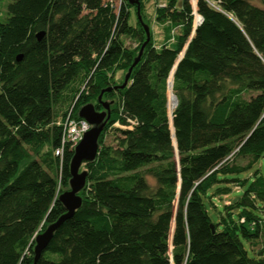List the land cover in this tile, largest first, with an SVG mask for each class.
Here are the masks:
<instances>
[{
    "label": "trees",
    "instance_id": "obj_1",
    "mask_svg": "<svg viewBox=\"0 0 264 264\" xmlns=\"http://www.w3.org/2000/svg\"><path fill=\"white\" fill-rule=\"evenodd\" d=\"M178 1L156 8L165 42L150 31L128 85L103 94L111 116L80 169L82 204L34 263L32 238L66 212L58 198L74 149L54 156L58 123L86 104L103 111L99 95L123 84L146 31L126 0H10L0 18V264H264V176L238 177L264 158V0H197L196 12ZM112 127L115 145L105 142ZM232 185L238 196L216 224L204 198ZM244 242L262 249L250 256Z\"/></svg>",
    "mask_w": 264,
    "mask_h": 264
},
{
    "label": "water",
    "instance_id": "obj_2",
    "mask_svg": "<svg viewBox=\"0 0 264 264\" xmlns=\"http://www.w3.org/2000/svg\"><path fill=\"white\" fill-rule=\"evenodd\" d=\"M129 4L135 5L137 7L138 18L143 24L146 31V40L142 44L137 58L133 62L132 66L129 68L124 82L120 86H115L103 90L98 97V102L103 107V111H99L95 108L94 104H86L79 110V117L86 120L91 128L84 134L83 139L74 149V155L70 162V181H69V190L61 193L58 200L64 205L66 212L54 223L48 225V227L42 232L39 233L35 238V245L33 248L34 251V263L37 261L41 253L46 249L48 243L53 237L54 232L70 217L73 216L75 211L80 208L82 204V198L79 193L84 189L86 184L87 173L81 171L80 169L83 164L87 162H92L95 160L98 154L99 148V137L103 132L105 125L111 116V104H108L102 101V96L105 92H110L113 89L124 88L128 85V81L131 75L133 68L140 62L143 51L150 41V31L146 24L142 22V17L140 14V1L139 0H126ZM202 23L198 24V26ZM43 33L38 34V38L42 37ZM174 75V72H173ZM214 230V225L211 226ZM33 263V264H34Z\"/></svg>",
    "mask_w": 264,
    "mask_h": 264
},
{
    "label": "rangeland",
    "instance_id": "obj_3",
    "mask_svg": "<svg viewBox=\"0 0 264 264\" xmlns=\"http://www.w3.org/2000/svg\"><path fill=\"white\" fill-rule=\"evenodd\" d=\"M104 1L109 3L108 0H104ZM9 2H10V0H0V18H4V17L6 18L7 17V5H8ZM166 2H167V0H147L146 3H145L147 21H148L149 26H150L149 27L150 28L149 31L152 32V38L154 40V44L157 47H160L165 42V30H164L163 24H159V23H157L155 21L154 16H155L156 8L159 5H165ZM178 2H179L178 4H180L181 0H179ZM252 3L256 4V5H259V6H262L261 0H252ZM195 14H196L195 18L199 16V15H197V13H195ZM131 23L135 24V12H134V10H132ZM147 26H148V24H147ZM179 31H180L179 29H176L173 34L177 35L179 33ZM125 43H126V45L128 47H136V45H137V42H135L134 40H131V39H127L125 41ZM122 76H123L122 72H118L116 74L115 78H116V81L118 83L121 81ZM243 98L245 100H247L249 98V95H244ZM102 101H104V100H102ZM104 102H106V101H104ZM106 103H108V102H106ZM108 104H110V103H108ZM66 110H68V106L67 105H65L64 107L58 108L57 109V115L59 117H61L62 114ZM113 126H115V125H113ZM105 136H106L105 137L106 138V141H105L106 144L115 145L116 142H117L116 138L119 136V133H117V131L114 132L113 131V127H112V128L108 129V131L105 134ZM247 161H248L247 159L239 158V159H237L235 161V163L238 164V165H244V164L247 163ZM256 170H259V172L264 176V158L259 160L256 164H254V166L249 171H246V172H243V173L239 174L238 177L241 180L250 179L252 173L255 172ZM148 179H150V178H148ZM231 188H232L233 191L230 194L221 195V196L217 195V194H213L216 191V189L213 188L209 192L210 193V197H205L204 198V203H205V205L207 207L209 215L211 216L212 221L214 223H216V224H219L220 216L224 215V213H225L224 210H223L224 203L226 205H228L230 203V201H233L235 199V197L238 196V194H237V190H238L237 186L232 185ZM222 227H223V225H219L218 228L221 230ZM38 234H39V232H38ZM244 245H245L246 250L249 252L250 256H252V252L255 253V252H258L259 250L262 249L261 244H257V245L252 246L253 248L251 249L252 250V252H251L249 244L247 242H244Z\"/></svg>",
    "mask_w": 264,
    "mask_h": 264
},
{
    "label": "built area",
    "instance_id": "obj_4",
    "mask_svg": "<svg viewBox=\"0 0 264 264\" xmlns=\"http://www.w3.org/2000/svg\"><path fill=\"white\" fill-rule=\"evenodd\" d=\"M124 0H108L109 4L113 7L120 6ZM63 129V137L61 140V145L57 147L54 151V156L57 158H62L64 155V148L69 146L71 149H75V147L80 143L83 139L84 134L91 128L89 123L84 119H74L69 116L63 121L59 122ZM38 232L34 235L31 240V243L35 241Z\"/></svg>",
    "mask_w": 264,
    "mask_h": 264
},
{
    "label": "bare ground",
    "instance_id": "obj_5",
    "mask_svg": "<svg viewBox=\"0 0 264 264\" xmlns=\"http://www.w3.org/2000/svg\"><path fill=\"white\" fill-rule=\"evenodd\" d=\"M194 10L196 11V3L197 0H190ZM201 22L200 16L195 18V26H198V24ZM172 82H173V72L170 74L168 79V114L170 119H172L173 111L176 108L177 105V99L175 95L172 92Z\"/></svg>",
    "mask_w": 264,
    "mask_h": 264
}]
</instances>
